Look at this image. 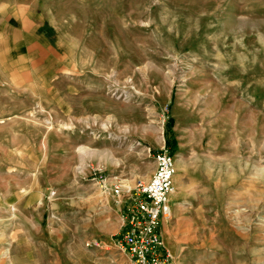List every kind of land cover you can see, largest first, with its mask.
<instances>
[{
  "label": "rangeland",
  "instance_id": "374dc122",
  "mask_svg": "<svg viewBox=\"0 0 264 264\" xmlns=\"http://www.w3.org/2000/svg\"><path fill=\"white\" fill-rule=\"evenodd\" d=\"M174 135L205 199L172 264H264V0H0V264H131Z\"/></svg>",
  "mask_w": 264,
  "mask_h": 264
},
{
  "label": "built area",
  "instance_id": "2783aa9c",
  "mask_svg": "<svg viewBox=\"0 0 264 264\" xmlns=\"http://www.w3.org/2000/svg\"><path fill=\"white\" fill-rule=\"evenodd\" d=\"M156 169L148 181L135 187L132 205L127 208L118 247L129 257L131 264H172L173 255L165 248L160 227L171 215L170 199L175 191L177 167L174 156L163 147L155 156ZM103 189L121 203L131 192L121 184ZM88 247H99L98 242H88Z\"/></svg>",
  "mask_w": 264,
  "mask_h": 264
},
{
  "label": "crops",
  "instance_id": "0c3cea01",
  "mask_svg": "<svg viewBox=\"0 0 264 264\" xmlns=\"http://www.w3.org/2000/svg\"><path fill=\"white\" fill-rule=\"evenodd\" d=\"M170 133L172 135V129L170 130ZM168 141L172 145L170 148L179 149L178 154L174 156V158L176 167L180 172H182L183 176L179 182L176 181L177 194L175 197L172 196V200H170L173 223L169 222L168 219H165L160 227V233L162 235L165 248L170 251L176 248L175 238L173 235L178 232V221L180 218L186 217L184 214L187 213V211L183 210V207H185L183 203L196 202L205 199L202 198V194L205 195V190L202 189L201 184L193 177V168L189 163V157L191 154L189 149H186L184 143L180 144L176 135L169 137Z\"/></svg>",
  "mask_w": 264,
  "mask_h": 264
},
{
  "label": "trees",
  "instance_id": "16d2710c",
  "mask_svg": "<svg viewBox=\"0 0 264 264\" xmlns=\"http://www.w3.org/2000/svg\"><path fill=\"white\" fill-rule=\"evenodd\" d=\"M166 145H168L169 147L172 146L171 143L168 141V139L166 141Z\"/></svg>",
  "mask_w": 264,
  "mask_h": 264
},
{
  "label": "bare ground",
  "instance_id": "6f19581e",
  "mask_svg": "<svg viewBox=\"0 0 264 264\" xmlns=\"http://www.w3.org/2000/svg\"><path fill=\"white\" fill-rule=\"evenodd\" d=\"M177 175V174H176ZM175 179H176V176H175ZM174 179V184L176 183V180ZM175 193H173V195H174ZM172 197V196H171ZM170 200H172V198L170 199Z\"/></svg>",
  "mask_w": 264,
  "mask_h": 264
}]
</instances>
